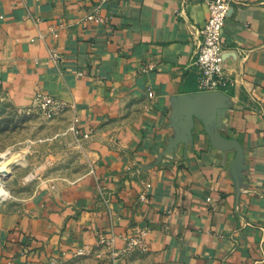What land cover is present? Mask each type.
Returning <instances> with one entry per match:
<instances>
[{"label": "crops", "instance_id": "obj_1", "mask_svg": "<svg viewBox=\"0 0 264 264\" xmlns=\"http://www.w3.org/2000/svg\"><path fill=\"white\" fill-rule=\"evenodd\" d=\"M96 2L0 0V101H64L91 169L68 201L0 207V264H264V0L232 5V85L213 92L191 66L206 0H112L84 22ZM137 227L146 251L113 260Z\"/></svg>", "mask_w": 264, "mask_h": 264}, {"label": "rangeland", "instance_id": "obj_2", "mask_svg": "<svg viewBox=\"0 0 264 264\" xmlns=\"http://www.w3.org/2000/svg\"><path fill=\"white\" fill-rule=\"evenodd\" d=\"M85 141L64 113L44 114L0 101V207L48 206L78 194L90 172ZM85 182V181H84ZM4 185V186H3Z\"/></svg>", "mask_w": 264, "mask_h": 264}, {"label": "built area", "instance_id": "obj_3", "mask_svg": "<svg viewBox=\"0 0 264 264\" xmlns=\"http://www.w3.org/2000/svg\"><path fill=\"white\" fill-rule=\"evenodd\" d=\"M112 0H97L94 8L85 15L84 22L104 23L105 18L101 15L104 5ZM235 0H206L209 15L203 25L199 27L200 42L197 46L193 60L192 68L197 72L198 86L201 91L213 92L224 91L232 85L231 78L226 74L224 69L225 49L223 45L222 33L225 22L232 12V5ZM28 17L34 21L37 19L28 14ZM152 65L143 69L144 72L151 70ZM32 106L39 109L44 114L59 115L67 108L68 104L64 101L49 95L41 90L35 92ZM77 119H74L76 123ZM151 184L143 183V189L139 194V201L146 204L149 201V192ZM146 229L137 227L132 236H123L125 246L120 252H112L113 260L120 255L129 252L138 251L145 252ZM83 250H78L77 254L81 255Z\"/></svg>", "mask_w": 264, "mask_h": 264}, {"label": "bare ground", "instance_id": "obj_4", "mask_svg": "<svg viewBox=\"0 0 264 264\" xmlns=\"http://www.w3.org/2000/svg\"><path fill=\"white\" fill-rule=\"evenodd\" d=\"M0 168H1V167H0ZM6 169H7V167H5V166L2 168V170L0 169V177H1V176H4V174H5V170H6ZM3 186H4V185H3ZM7 192H8V191H6V190L3 189V188L0 189V196H2V197H6V196H7Z\"/></svg>", "mask_w": 264, "mask_h": 264}]
</instances>
